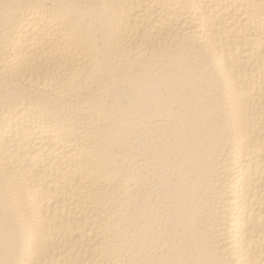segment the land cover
<instances>
[{"label": "bare ground", "instance_id": "bare-ground-1", "mask_svg": "<svg viewBox=\"0 0 264 264\" xmlns=\"http://www.w3.org/2000/svg\"><path fill=\"white\" fill-rule=\"evenodd\" d=\"M0 264H264V0H0Z\"/></svg>", "mask_w": 264, "mask_h": 264}]
</instances>
